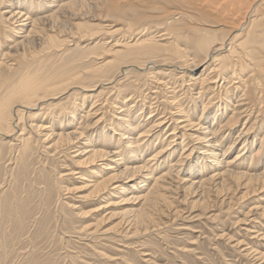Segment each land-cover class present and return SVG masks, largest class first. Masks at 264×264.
Here are the masks:
<instances>
[{
  "label": "bare ground",
  "instance_id": "bare-ground-1",
  "mask_svg": "<svg viewBox=\"0 0 264 264\" xmlns=\"http://www.w3.org/2000/svg\"><path fill=\"white\" fill-rule=\"evenodd\" d=\"M262 132L264 0H0V162L80 142L91 191L112 187L147 221L173 178L202 196L263 192Z\"/></svg>",
  "mask_w": 264,
  "mask_h": 264
},
{
  "label": "rangeland",
  "instance_id": "rangeland-1",
  "mask_svg": "<svg viewBox=\"0 0 264 264\" xmlns=\"http://www.w3.org/2000/svg\"><path fill=\"white\" fill-rule=\"evenodd\" d=\"M151 76L149 83L155 86ZM164 91L162 96H171L168 90ZM147 93L152 94L149 90ZM93 100L86 102L85 110ZM148 100L145 118L149 114ZM102 102H97L99 107ZM115 113L109 111L106 118ZM242 122L237 129L243 126ZM33 135L37 138L36 133ZM259 136V140H264L263 132ZM158 141L154 140L155 145ZM42 145L41 141L33 142L32 161L28 164L22 162L17 150L3 148L0 264H264V258L247 250L251 247L264 252V204L256 203V194L264 191L242 197L245 187L235 185L229 193L213 189L202 196L187 189L180 177L173 178L170 181L178 188L172 187L169 202L159 204L151 220L141 221L137 213H123L133 204L120 203L122 199L112 187L104 195L91 191V168H84L79 163L83 158L75 156L80 142L57 151ZM192 145L193 142L189 147ZM182 147L173 158L180 156ZM10 156L14 162L8 160ZM105 162L110 161L98 164ZM125 162L133 161L128 156Z\"/></svg>",
  "mask_w": 264,
  "mask_h": 264
}]
</instances>
